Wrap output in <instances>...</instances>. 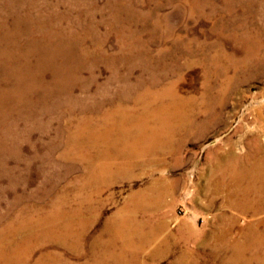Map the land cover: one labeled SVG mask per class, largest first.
Instances as JSON below:
<instances>
[{
    "label": "rangeland",
    "instance_id": "1",
    "mask_svg": "<svg viewBox=\"0 0 264 264\" xmlns=\"http://www.w3.org/2000/svg\"><path fill=\"white\" fill-rule=\"evenodd\" d=\"M0 85V231L54 208L77 228L85 224L79 254L46 242L30 264L49 251L61 254L60 264L92 262L97 253L105 264L120 256L125 264H229L233 250L217 247L213 235L230 227V240H240L243 225L264 218L232 207L229 187L213 184L217 175L234 179L222 158L242 167L264 145V0H0ZM169 85L184 103L171 107L173 134L150 139L139 158L111 157L113 175L89 181L87 154L67 144L77 120L91 118L109 128L116 149L124 140L131 148L116 108L133 126L141 92ZM93 101L102 109L82 112ZM124 160L133 166L118 170Z\"/></svg>",
    "mask_w": 264,
    "mask_h": 264
},
{
    "label": "bare ground",
    "instance_id": "2",
    "mask_svg": "<svg viewBox=\"0 0 264 264\" xmlns=\"http://www.w3.org/2000/svg\"><path fill=\"white\" fill-rule=\"evenodd\" d=\"M249 5L251 6L250 3H248V2L245 3V6H249ZM247 35H246V37H247ZM247 39H248V37H247ZM237 41L244 42L241 40H237ZM251 41H253V40H251ZM248 42H249V40H248ZM9 57H11V56H9ZM213 57L214 58H211L213 60L212 62L216 63V61H218L219 55L218 56L213 55ZM14 81L13 82L16 85V87L19 88V91H21L22 96H23V92L27 93V89H26L27 84L26 85L22 84V80L20 77L17 79L15 78ZM1 86L2 85H0V102H3V101H5L6 96L4 94L5 91L2 92ZM172 86L169 85L166 88H160V89L152 88V89H148V90L141 92V94L139 93L140 95L137 98L138 100H137L136 104L138 103L141 105V107H142L141 112H143V113L140 115L142 117L135 115L138 122H136V123L130 122V123L134 124L133 126H130V125L127 126L124 123L125 122L124 120H127L130 117V115L128 116L126 111L121 110V109L117 110V108H116V111L114 112L113 115H118L119 116L118 119L121 120L122 124L119 127L120 131L127 133L134 138V141H132V142H134V144H133L134 146H132L131 148H130L129 144L127 143L128 141L124 140V141H122V147H120L119 150L116 149V147L113 145V143L108 142L107 136H109V133H110V132L108 133L109 128L107 129L106 126H104V128H101L102 124H101V126L100 125L98 126V125H96L95 122L92 123V121L90 120L91 118H84L83 117V118H80L77 120V122L75 123L76 125H75L73 131H70L68 134L67 144L69 145L70 148L74 147V148H77V150L79 148V150L82 153H84V154H82V156L83 155L85 156L87 154V158L85 157V159L87 161H84V162H86V168L88 167V169H87L88 171H86V172L89 173V177H90L89 181L96 179V181L99 182V180L104 179L105 176H107V175L109 176L110 174L113 175L112 173L115 172L116 169H114L113 172L110 171V169L112 167V163L114 162V160L111 157L116 158V157H118L119 154H125L127 159L128 158L129 159L139 158L140 156H142L143 152H145V149L149 148V142L151 141L150 139L153 140V137H157V138L160 137L161 138V136L173 134V133L169 132L170 127L166 126V125L171 123L169 121V119H172L171 117H172L173 113L175 112V111L171 112V107L178 106L181 102H182L181 105H184V103L182 101V98L179 97V95L174 91ZM145 87H146V85H145ZM25 95L23 97H25ZM76 102H77V100L75 98L70 99V103L73 107H74ZM90 103H91V106L90 105L89 106H83L80 108L82 110V112L85 110H88V109L90 110V112H94L98 108H101L103 106L102 105L103 102H101V101H99V102L93 101ZM124 103H126V102H124ZM69 106H70V104H69ZM46 107H49V106H46ZM28 108H29V106H28ZM178 109H176V110H178ZM127 110H129V109H127ZM186 110H188V109H186ZM68 111H70V109ZM1 112L2 111H1V105H0V115H1ZM31 112L32 111L27 110L26 112H20L19 115H20V117L25 118V116H27ZM5 113L8 114V112H5ZM176 114H178L177 117H179V115L180 116L185 115L184 113H181L179 110ZM109 115H112V114H109ZM109 115L107 113H105L101 117L103 118L104 121H107L105 118H108ZM143 117H145V118H143ZM146 118H150L149 120L156 121L160 125L159 126H154V125L148 126L146 122L149 120L148 119L146 120ZM145 120H146V122L144 123ZM184 123H185V121L183 122V124ZM112 125L114 127V124H112ZM184 125H186V124H184ZM192 127L193 126H191V125L189 127L187 126L186 130L189 131V133H190L193 130ZM123 138H124V136H123ZM136 144H139V145H136ZM157 145H158V142H157ZM172 148H174V147H172ZM252 148L255 152L253 160L251 162L245 164L242 167H240L241 163H239V162L235 163L231 157H229L230 159L228 161H226V163L224 162V158H222L221 161H223L222 164H224L223 165L224 169H226V171H229V174H230V172L233 173V176H234L233 180L234 181L228 179L229 183H228V181L223 182L222 181V180H224L223 177L220 178L219 177L220 175H217L214 178L213 184L216 185L215 190H217L218 187H220V186H225V187H229V188L232 187L233 189H231L230 192H229V188H227V190H226L228 193L227 200L229 201L228 202L229 205H231L234 208L236 207V209H238L239 211L246 212V213H249L251 215H258V214L264 213V145H259L257 143V145H254ZM153 150H155V149H153ZM227 156H230V155L227 154ZM109 157H110V159H109ZM62 158H64V157H62ZM115 161H117V160H115ZM136 163H137V161H136ZM131 165L132 164L129 161L124 160L123 162L119 163L117 168H118V170H127L129 166L131 167ZM215 167H217V166H215ZM220 167H221V165H219L217 167V172H219L221 170ZM124 174H125V172H124ZM129 175H131V174H129ZM218 178L222 179V180H219ZM233 182H234V184L232 186ZM83 186H84V184H83ZM59 199H60V197H59ZM235 199H239V200L237 202H234ZM84 202H86V201H84ZM53 203H55V202H53ZM54 207H56V206H54ZM93 212H95V211H93ZM48 214L49 215L45 214L46 216L44 218H42V219L37 218L36 220L30 219V218H34V217H28V220H23V222L21 221V224H18L19 225L18 227H15L14 222L12 221L11 224L5 226L6 229L0 231V264H30V262H29L30 258L33 256L35 250L46 245L47 244L46 242L50 243L52 241L57 242L58 244H60L61 246H64V247L65 246L67 247V245H68V246H70L71 250L74 249L76 252L78 251V254L80 253L78 249L81 248L80 245L83 242V241L80 242L81 239L83 238L82 232H85L82 230V229H84V225H85L82 222L83 219L79 220L80 224L79 223L77 224L78 225V228H77V226H75L74 223L72 222V219H70V216L66 217V216H64V214L59 215V212L55 208H54L53 212L50 211V213H48ZM63 218H64V221L61 220ZM18 220H20V218H18ZM122 220H123V218H122ZM233 220L235 222L236 218H233ZM124 223H125V221H124ZM20 226H21V228H20ZM22 228H23V230H29L30 235L29 236H26V235L18 236L20 230L23 231ZM116 229H118V228H116ZM229 231H230V227H228L227 229H218L217 233H215L213 235L217 240V244H216L217 247H219L220 249H229V250L231 249V250H233L232 254L228 260L229 264H248L252 261H254L258 264H264V218H258V219H256V221L254 223L252 222V223L243 225L240 229L241 237H242V239H240V240L231 241L230 237L228 236ZM121 232L124 234V230H122ZM118 233L119 232H117V234ZM15 236H18V237H16L15 239H12ZM139 236L144 241L148 240L147 236H145L143 234H139ZM149 238L151 239V236ZM33 240H35V241L33 242ZM143 244H145V243L142 242L141 246ZM104 246H105V244H104ZM126 248H127V246H126ZM103 250H105V249H103ZM246 250L252 252L249 257L246 256ZM95 252H96V250H95ZM97 254L94 257V259L92 260V262L91 261H85L83 263H72V262L66 261V262H63V264H105L103 255L97 256ZM116 256H118V254ZM60 257H61V254L49 251V252L41 254V256H39L31 264H60ZM124 257H126V256H124ZM115 261L117 262V264H125L123 262L122 256H120V258H116ZM187 264H188V262H187Z\"/></svg>",
    "mask_w": 264,
    "mask_h": 264
}]
</instances>
